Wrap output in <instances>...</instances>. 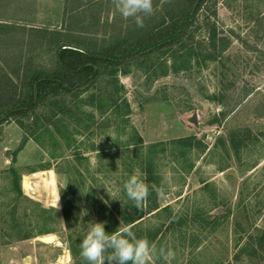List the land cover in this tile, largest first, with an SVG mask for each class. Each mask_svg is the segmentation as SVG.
<instances>
[{
	"label": "rangeland",
	"instance_id": "rangeland-1",
	"mask_svg": "<svg viewBox=\"0 0 264 264\" xmlns=\"http://www.w3.org/2000/svg\"><path fill=\"white\" fill-rule=\"evenodd\" d=\"M17 1L9 0L12 11ZM24 1L21 30L13 23L0 44V100L5 104L23 98L31 75L56 69L54 40L59 34L74 45L102 49L142 33L111 0ZM169 7V0H154V14L145 18L142 30L156 26ZM207 19L221 39H228L224 46L218 41L215 50L207 42ZM193 31L198 62L192 68L167 73L172 61L160 52L130 62L123 67L126 74H119L124 87L119 95L128 100L130 121L145 147L189 137L204 147L186 152L185 158L171 146L157 149L152 185L158 188L160 207L171 211L146 216L145 226L162 229L155 247L175 252L171 264H264V246L257 245L264 231V0H209ZM116 88L99 81L79 97H67L70 108L77 105L88 114L74 109L65 119L67 128L60 127L62 134L50 128L60 144L49 136L41 144L29 137L18 151L26 131L17 119L40 133L52 107L37 111L43 123L39 130L33 125L35 115L0 126V264H74L60 196L70 179V198L79 206L73 208V214L80 213L78 230H87L99 215L93 209L99 198L114 212L121 206V144L130 129L121 118L99 110L101 100L103 106L110 103L107 92L116 96ZM91 95L97 97L95 108L87 105ZM194 116L197 126L191 122ZM236 132L243 133L236 139L238 152L230 140ZM102 154L109 156L101 160ZM35 204L55 209V220L45 226ZM43 232L51 233L39 236ZM20 233L32 238L18 241ZM154 264L166 262L156 259Z\"/></svg>",
	"mask_w": 264,
	"mask_h": 264
},
{
	"label": "trees",
	"instance_id": "trees-1",
	"mask_svg": "<svg viewBox=\"0 0 264 264\" xmlns=\"http://www.w3.org/2000/svg\"><path fill=\"white\" fill-rule=\"evenodd\" d=\"M209 0H169L170 7L166 10L164 17L150 30H142L141 35L135 36L133 41H117L116 45H112L109 48L102 49H90L83 47L79 44H72L65 41L67 38L65 35H58L54 40L56 47V69L51 72H41V74L31 75L26 89L23 92V98H19L16 102L3 103L0 100V126L14 118H30L32 115L35 117L33 125L40 128L42 122L46 123L45 126L38 131H29L22 120L17 119L18 125L25 129L26 138L22 144V147L18 150L21 151L26 144L27 139L30 137L34 141L41 144V139L44 136H49L55 142L60 144L57 137V133L51 131V127L58 130L59 134H62L60 127L67 128L66 118L69 119L71 115H74V109L82 111L81 107L70 108L67 104V97L75 99L79 97L80 93L90 86H94L97 82L106 83V88L109 83H113L117 86L114 94L106 93V97L109 100V104L103 106V100L99 110L103 114L110 112L113 116L121 118L125 125V128L130 129V136L127 141L122 142L123 148L122 156L124 159V167L120 172L118 180L120 182V196L122 204L117 211H113L102 198L98 199L97 205L93 206V209L98 216L94 215V222H106L105 230L109 233L115 231L118 227H131L132 231L136 234L137 238L146 237L149 242L155 245L161 241V228H148L145 226L146 216L160 217L163 213L171 211L170 207L161 208L158 202V188L152 185V181H156V175L154 172L155 162L154 157L157 149L167 148L171 146L174 150H180V154L183 158L187 156L186 152H192L195 149L204 150V147L195 137L177 139L169 144L155 143L145 147L143 139L132 125L130 121L131 107L127 99L122 97L121 94L124 87H121L119 83V74H126L123 71L124 66H128L130 62L138 59L147 58L155 55L156 53L163 52V55H168L172 64L168 72L178 73L183 70L192 68L193 62H198L197 48L193 44L194 27L199 20L201 10L207 5ZM177 6V7H176ZM167 9V8H166ZM209 19L206 20V28H208L207 42L209 48L216 49V45L219 42L224 46L228 39L219 37L215 25L211 26ZM147 32V33H146ZM165 72V75L167 74ZM109 78L110 81H104ZM12 83V80H9ZM12 94L10 91L6 92V95ZM100 96L99 98H101ZM97 97L91 95L87 105L92 108L94 106V100ZM46 106L55 108L50 109L51 116L41 122L42 117L37 115V111L45 108ZM78 112V111H77ZM82 114H88L85 111ZM60 116V117H59ZM91 121L95 120L94 113L90 114ZM80 121V119H79ZM78 121V122H79ZM84 124V122H82ZM86 129H90L87 125ZM32 125V126H33ZM81 125V124H80ZM32 128V127H31ZM39 130V129H38ZM80 134V130L77 131ZM243 134L242 132L232 133L231 144L236 152L239 151L235 145L236 139ZM67 141L68 138L64 137ZM109 155H99L102 160ZM193 166L190 167L192 169ZM136 169L140 170L136 173ZM118 171V168H117ZM11 173L15 178V188L18 196H22V191L19 183V178L15 169H11ZM137 174L139 177L147 183L149 187L150 195L142 211L137 210L134 207L132 201H130L123 189L125 181L132 175ZM72 190V179H70L68 188L60 191V196L63 205V218L68 229V246L71 252L74 264H87L86 261L80 255V244L85 237L87 230H78L77 224L80 213L78 215L73 214V208H78L75 198H70ZM76 196V194H74ZM18 202V201H17ZM14 206V212L17 208ZM36 205V204H35ZM41 212V219L44 221L45 226L47 222L55 220L57 212L55 209H44L40 205H36ZM100 212H98L101 208ZM94 212V213H95ZM93 213V214H94ZM175 223L172 220L171 224ZM23 225V224H22ZM12 226L22 227L18 223ZM48 233H41L39 236L48 235ZM160 237V238H159ZM32 238L29 233H20L17 236L18 241L27 240ZM257 245L259 247L264 246V231L257 238Z\"/></svg>",
	"mask_w": 264,
	"mask_h": 264
},
{
	"label": "clouds",
	"instance_id": "clouds-1",
	"mask_svg": "<svg viewBox=\"0 0 264 264\" xmlns=\"http://www.w3.org/2000/svg\"><path fill=\"white\" fill-rule=\"evenodd\" d=\"M111 3L125 20H132L139 28L144 27L145 18L154 14V0H111ZM123 189L134 207L142 211L150 195L145 180L134 173L125 181ZM105 223H89L81 241L80 255L87 264H154L156 259L171 264L174 259L171 248L157 249L146 237L137 238L131 227H118L109 233Z\"/></svg>",
	"mask_w": 264,
	"mask_h": 264
},
{
	"label": "crops",
	"instance_id": "crops-1",
	"mask_svg": "<svg viewBox=\"0 0 264 264\" xmlns=\"http://www.w3.org/2000/svg\"><path fill=\"white\" fill-rule=\"evenodd\" d=\"M13 1V0H11ZM18 7L15 11H12V5L9 3V0H3V3L1 4L0 0V44L3 42L2 36L5 33L6 29H10L13 23H16V30H21L20 22H23L22 18V11L21 8L26 3L24 0H18ZM36 4V2H34ZM17 13V14H16ZM17 15L19 17H17ZM24 28V27H22ZM25 29H23L24 31ZM3 31V32H2ZM25 32V31H24ZM34 35V32H33ZM5 38V37H4ZM2 39V40H1Z\"/></svg>",
	"mask_w": 264,
	"mask_h": 264
},
{
	"label": "water",
	"instance_id": "water-1",
	"mask_svg": "<svg viewBox=\"0 0 264 264\" xmlns=\"http://www.w3.org/2000/svg\"><path fill=\"white\" fill-rule=\"evenodd\" d=\"M191 122L197 126V125H198V123H197V117L194 116V117L191 119Z\"/></svg>",
	"mask_w": 264,
	"mask_h": 264
}]
</instances>
